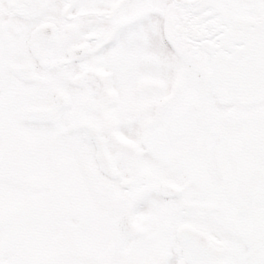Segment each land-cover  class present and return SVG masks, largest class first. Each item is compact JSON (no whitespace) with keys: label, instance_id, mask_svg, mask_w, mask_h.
<instances>
[{"label":"snow or ice","instance_id":"1","mask_svg":"<svg viewBox=\"0 0 264 264\" xmlns=\"http://www.w3.org/2000/svg\"><path fill=\"white\" fill-rule=\"evenodd\" d=\"M0 264H264V0H0Z\"/></svg>","mask_w":264,"mask_h":264}]
</instances>
